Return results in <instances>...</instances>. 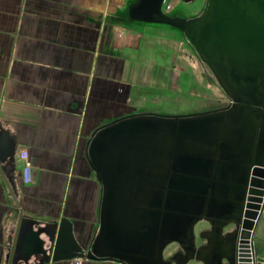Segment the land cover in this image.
Returning <instances> with one entry per match:
<instances>
[{
  "label": "water",
  "instance_id": "water-1",
  "mask_svg": "<svg viewBox=\"0 0 264 264\" xmlns=\"http://www.w3.org/2000/svg\"><path fill=\"white\" fill-rule=\"evenodd\" d=\"M164 1L137 0L129 21L180 31L231 105L187 116L131 115L97 128L86 147L102 187L89 250L68 219L41 223L19 212L8 264L78 256L120 264H249L241 242L252 240L264 208V0H206L202 15L188 20L164 15ZM16 152V136L0 121V175L15 204ZM201 221L211 231L196 250ZM229 225L239 234L226 244ZM171 244L182 252L166 261Z\"/></svg>",
  "mask_w": 264,
  "mask_h": 264
},
{
  "label": "crops",
  "instance_id": "crops-1",
  "mask_svg": "<svg viewBox=\"0 0 264 264\" xmlns=\"http://www.w3.org/2000/svg\"><path fill=\"white\" fill-rule=\"evenodd\" d=\"M128 1L0 0V121L16 136L18 193L15 204L0 175V264H8L19 212L38 222L68 219L83 249L98 229L102 187L86 147L97 128L123 115L124 60L104 42ZM22 150L34 165L28 186Z\"/></svg>",
  "mask_w": 264,
  "mask_h": 264
},
{
  "label": "rangeland",
  "instance_id": "rangeland-1",
  "mask_svg": "<svg viewBox=\"0 0 264 264\" xmlns=\"http://www.w3.org/2000/svg\"><path fill=\"white\" fill-rule=\"evenodd\" d=\"M133 3L135 0H129L125 9L118 13L115 23L109 21V26L105 27L109 39L105 40L104 49L111 57L124 60L122 84L119 82L124 111L119 119L138 114L187 116L229 107L230 99L185 36L168 25L129 21L128 6ZM205 5L206 0H191L188 3L184 0H165L162 11L168 17L188 20L200 17ZM208 228V224L198 223L195 226L196 236ZM95 235L93 232L84 244L85 252ZM176 251H179L177 244L169 245L164 251V260H169ZM252 254L257 263L264 264V208L253 233ZM49 264L120 263L94 262L78 256L70 261Z\"/></svg>",
  "mask_w": 264,
  "mask_h": 264
},
{
  "label": "flooded vegetation",
  "instance_id": "flooded-vegetation-1",
  "mask_svg": "<svg viewBox=\"0 0 264 264\" xmlns=\"http://www.w3.org/2000/svg\"><path fill=\"white\" fill-rule=\"evenodd\" d=\"M201 222H204L206 224L209 225V228L208 229H204L202 231H200L198 233V235L196 236L195 234V247H196V250L204 247L207 245V240L204 238L205 235H207L210 231H211V225L205 221H201ZM200 223V222H199ZM228 227V226H227ZM224 228L223 230V236H225V243L226 244H230L232 243L235 239H236V235L237 233L239 234V232H237V229L235 226H230V228ZM194 233H195V230H194ZM179 252H182L180 247H179V251H176L170 258L169 260L167 261H170V259L177 255ZM250 254H251V259H252V264H259L257 263L258 261H256L253 257V254H252V241H251V244H250ZM249 255V254H248ZM191 263H194V264H201L200 262H197L195 259L189 261L188 263L186 264H191ZM171 264H175L174 262H171ZM223 264H227L226 262H224Z\"/></svg>",
  "mask_w": 264,
  "mask_h": 264
},
{
  "label": "built area",
  "instance_id": "built-area-1",
  "mask_svg": "<svg viewBox=\"0 0 264 264\" xmlns=\"http://www.w3.org/2000/svg\"><path fill=\"white\" fill-rule=\"evenodd\" d=\"M17 159L21 164V180L26 186L32 183V163L30 160V155L27 150H22L17 154Z\"/></svg>",
  "mask_w": 264,
  "mask_h": 264
},
{
  "label": "bare ground",
  "instance_id": "bare-ground-1",
  "mask_svg": "<svg viewBox=\"0 0 264 264\" xmlns=\"http://www.w3.org/2000/svg\"><path fill=\"white\" fill-rule=\"evenodd\" d=\"M251 241L252 240H249L248 242L244 241L243 243L241 242V244L245 246L243 250H244L245 255H246L245 257L249 260V264H252V259H251V254H250V244H251Z\"/></svg>",
  "mask_w": 264,
  "mask_h": 264
}]
</instances>
